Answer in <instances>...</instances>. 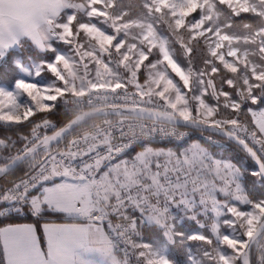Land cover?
Segmentation results:
<instances>
[{
  "label": "snow or ice",
  "instance_id": "1",
  "mask_svg": "<svg viewBox=\"0 0 264 264\" xmlns=\"http://www.w3.org/2000/svg\"><path fill=\"white\" fill-rule=\"evenodd\" d=\"M44 2L43 34L0 26V215L40 221L0 264H264V0Z\"/></svg>",
  "mask_w": 264,
  "mask_h": 264
},
{
  "label": "clouds",
  "instance_id": "2",
  "mask_svg": "<svg viewBox=\"0 0 264 264\" xmlns=\"http://www.w3.org/2000/svg\"><path fill=\"white\" fill-rule=\"evenodd\" d=\"M52 5L44 0H2L0 2V26L5 30L15 28L25 34H43L49 27L47 20Z\"/></svg>",
  "mask_w": 264,
  "mask_h": 264
},
{
  "label": "trees",
  "instance_id": "3",
  "mask_svg": "<svg viewBox=\"0 0 264 264\" xmlns=\"http://www.w3.org/2000/svg\"><path fill=\"white\" fill-rule=\"evenodd\" d=\"M124 2L126 4H131L133 6V9L135 8L136 5H138L139 3H141V0H124ZM242 15H246V14H242ZM43 54H40L37 51H33L32 52V56L36 59L37 62H39V58L42 56ZM16 59H21V60H25L24 58H26V56L22 57V56H17L15 57ZM13 67L11 64H9L8 66H2L0 65V79H4L7 81L13 80V77H17L16 79H18L17 73H12ZM13 81H16L15 79ZM9 84V83H7ZM36 115H44L42 113H37ZM35 115L33 117H30L29 119H35ZM53 119L56 120L57 122H59L62 117L57 114L55 116H53ZM24 123H27V121H25ZM3 134V124L0 123V135ZM228 155H232L235 156L236 159H241L244 156V153L241 152L239 149H237L235 152L232 150H228L227 152ZM235 163V161H233ZM248 163H251V161H248ZM248 172H252L255 171V168H248L247 169ZM33 221H37V220H26V221H17V220H0V227L9 225V224H14V223H22V222H33ZM192 230L197 231L198 229L195 228V226L192 227ZM145 243H147V241H145ZM168 259L171 261V264H176V261L172 259V254L169 253L168 255Z\"/></svg>",
  "mask_w": 264,
  "mask_h": 264
},
{
  "label": "crops",
  "instance_id": "4",
  "mask_svg": "<svg viewBox=\"0 0 264 264\" xmlns=\"http://www.w3.org/2000/svg\"><path fill=\"white\" fill-rule=\"evenodd\" d=\"M40 54H42V53H40ZM1 124H4V123H1ZM45 219L54 221L55 223H65V221L62 220L60 215L55 214V213H46ZM67 222L72 223L73 221L69 220ZM76 222L79 223L80 221H76ZM26 225H35L37 228H39L40 227V221L37 220V221L29 222L25 225L18 224V225H11V226H26ZM93 249H96V250H93ZM98 249H100V248L94 246L91 243L85 242V243H81L78 245H72L71 246V255H72L74 261H76V264H89V259L94 254L93 251H98ZM98 253H99V251H98Z\"/></svg>",
  "mask_w": 264,
  "mask_h": 264
},
{
  "label": "rangeland",
  "instance_id": "5",
  "mask_svg": "<svg viewBox=\"0 0 264 264\" xmlns=\"http://www.w3.org/2000/svg\"><path fill=\"white\" fill-rule=\"evenodd\" d=\"M24 59H26V58H24ZM229 59H231V58H229ZM12 73L15 74L17 72L15 70H12ZM17 76H18V73H17ZM22 76H23V71L21 72V75L18 76V79H20ZM7 83H9V84H7ZM15 83H16V81H13L10 79H9V81H7V79L6 80L0 79V90L11 91L14 88ZM0 123H4V122L0 121ZM27 223H29V222L14 223V224H9V225L10 226L11 225H18V224L25 225ZM9 225H6V226H9ZM93 250H96V249H93ZM98 251H99V253H98ZM98 251H93L94 254L89 259V264H112V259L109 256V254L105 253L102 249H98Z\"/></svg>",
  "mask_w": 264,
  "mask_h": 264
},
{
  "label": "built area",
  "instance_id": "6",
  "mask_svg": "<svg viewBox=\"0 0 264 264\" xmlns=\"http://www.w3.org/2000/svg\"><path fill=\"white\" fill-rule=\"evenodd\" d=\"M0 220L26 221V220H34V218L30 214H24V215H19V216H14V215H0Z\"/></svg>",
  "mask_w": 264,
  "mask_h": 264
}]
</instances>
